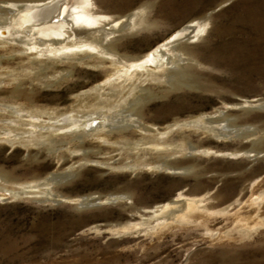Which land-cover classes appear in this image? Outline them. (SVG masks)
<instances>
[{"label": "rangeland", "instance_id": "1", "mask_svg": "<svg viewBox=\"0 0 264 264\" xmlns=\"http://www.w3.org/2000/svg\"><path fill=\"white\" fill-rule=\"evenodd\" d=\"M26 1L0 0V5ZM90 1L95 13L110 20L145 10L146 25L119 42L123 54L137 57L169 40L178 27L193 20L207 24L203 36L190 45L200 61L192 66L194 88L166 92L165 84L149 82L146 87L157 99L138 108L143 124L158 128L160 142L177 146L176 162L195 168L187 177L153 166L122 168L142 163L140 158L152 162L167 155L164 150L141 155L122 150L117 142L141 140L138 130L125 137L92 138L82 149L66 144L67 136L57 137L54 144H23L0 135V264H264V227H254L264 218V155L242 152L252 143L254 150L264 152V0ZM32 53L20 54L0 43V107L12 106L26 115L38 110L69 115L85 105L77 95L103 87L102 94L112 98L105 105L115 112L123 109L126 98L134 99L141 84L126 82L113 95L110 81L124 67L93 61L77 64L68 80L60 81L67 71L51 70L47 82L39 81L48 63L40 64L44 57ZM58 65L68 67L66 61ZM48 115L39 120L48 121ZM205 116L216 122L206 125ZM8 117L6 110L1 112L0 126ZM218 127L245 135L219 139ZM189 144L205 153L185 158L182 148ZM83 149L98 154L85 157ZM67 172L70 176L55 185L48 181ZM47 192L66 199L50 201ZM179 193L204 196V211L151 229L156 226L151 210ZM112 195L125 198L99 207L79 206L84 197Z\"/></svg>", "mask_w": 264, "mask_h": 264}, {"label": "bare ground", "instance_id": "2", "mask_svg": "<svg viewBox=\"0 0 264 264\" xmlns=\"http://www.w3.org/2000/svg\"><path fill=\"white\" fill-rule=\"evenodd\" d=\"M146 23L145 10L134 12L124 19L110 20L106 15L95 13L90 0H30L24 3L5 2L0 5V43L12 46V49L17 48L20 54L30 57L33 51L42 55L44 60L39 61V63H48V65L41 70L43 71L41 72L43 77L36 76L39 81L47 82V72L51 70L58 73L67 71V74L62 76L60 81L68 80L72 78V72L77 69V64L89 65L92 61L96 62L97 65L110 63L113 66L122 65L124 67L122 70H117L114 79L110 81L111 84L108 89L112 91L110 93L113 95H115L114 93L119 94L117 88L123 86L124 83L141 81V84L136 88L134 99H125L127 108L124 106L122 110L115 112H112L110 106L105 105V102L110 101L112 98L110 95L109 98L107 94H102L103 87H93L77 95L76 99L85 105L78 110L71 111L69 115H57L54 111L47 113L43 110L33 111L26 115L21 114L23 111L21 109L2 106L0 107V116L1 112L3 113L6 110L9 114V122L1 121L3 126H0V135L8 137V142L18 141L23 144H29L33 141L38 143L47 141L54 144V139L57 137L67 136L69 139L66 140V144L76 143L82 149L87 141L92 138H100L101 135L109 137L115 133L123 136L129 131L138 130L142 135L141 140L117 142L122 150L137 155L164 150L167 155L158 156L152 162H148L147 158H140L142 163L136 162L139 163L136 165L134 162H128L122 168L136 171L144 166H153L155 170H163L187 177L195 166L185 161L176 162L173 155L177 153V146L173 143L160 142L157 135H155L158 128L153 125L151 127L145 126L138 108H142L143 103L157 99L153 96L155 94L151 88L146 87L149 82L165 84L168 87L166 92L194 88L196 82L193 81L192 66L199 64L200 61L193 58L190 45L203 36L207 24L200 20H193L182 28L178 27L169 40L143 57L133 56L127 52L123 54L120 51L122 44L119 42L123 41L128 35H133L139 27L145 26ZM65 61L68 67L60 68L58 64ZM147 95L148 98H146ZM91 98H94L95 102L89 104ZM43 114H50L48 115V121L39 120ZM215 122L213 117H203V123L206 125L211 126ZM9 123H13L15 126L7 125ZM16 123L21 124V126L18 127ZM216 129L218 130L214 129L217 132L215 135L219 139L242 138L245 135L241 132L237 135L235 131L220 130L219 127ZM63 130H67V132L60 133ZM104 142L109 145L108 139H104ZM187 146V148H182V152L185 151V158H193L205 153L191 144ZM83 150L85 157L89 153L98 154L93 150ZM239 154L230 153V156L236 157ZM255 157H258L257 154H255ZM67 175H69L68 172L66 175H53L48 181L55 185L60 181V178L63 180ZM47 193L50 201L56 203L66 199L61 200L62 196L56 195L57 193ZM47 196L43 201L49 199ZM120 198L125 197L120 195H112L107 198L87 196L83 198L79 206L82 208L99 207L107 201H116ZM204 200V196L190 198L184 196L183 193H179L170 201L155 206L151 213L153 214L152 218L156 220V226L151 229L156 230L162 225L164 227L167 220L173 222L178 220L180 222V220L189 218V213L204 211L202 207L204 204H201ZM182 209L184 213L178 214ZM158 220L159 222H157ZM257 225L258 228L259 226L264 227V218H260L259 223L254 227Z\"/></svg>", "mask_w": 264, "mask_h": 264}, {"label": "water", "instance_id": "3", "mask_svg": "<svg viewBox=\"0 0 264 264\" xmlns=\"http://www.w3.org/2000/svg\"><path fill=\"white\" fill-rule=\"evenodd\" d=\"M256 108V107H255ZM254 108V109H255ZM258 109V108H257ZM242 152L244 153H255L257 155L262 156V154L264 155V152L262 150H254L253 149V143L249 146V147H244Z\"/></svg>", "mask_w": 264, "mask_h": 264}]
</instances>
